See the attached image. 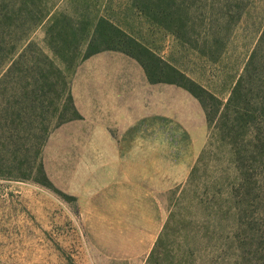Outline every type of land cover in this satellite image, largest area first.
Masks as SVG:
<instances>
[{"label":"rangeland","instance_id":"rangeland-1","mask_svg":"<svg viewBox=\"0 0 264 264\" xmlns=\"http://www.w3.org/2000/svg\"><path fill=\"white\" fill-rule=\"evenodd\" d=\"M50 3L58 9L79 7V13L92 17L113 15L163 58L223 99L264 25V0ZM170 9L190 17L185 30L191 38L188 43L155 20ZM45 31L46 24L40 25L32 38L52 54L44 41ZM215 31L220 34L217 42L212 36ZM208 32L211 35L206 38ZM201 49L218 52L208 56ZM84 50L85 45L76 66L69 70L74 103L84 109L77 108L81 118L54 129L42 150L51 186L33 177L0 176V264H185L186 260L188 264L190 260L192 264H236L237 251H219L217 234L214 240L203 236L209 226L212 235L220 221L225 233L235 223V211L229 208L227 195L217 192L227 193L233 176L228 149L210 138L212 130L199 100L174 83L149 82L135 59L106 50L91 57L104 60L95 68L97 74L121 75L115 81L119 87L115 101L122 111L99 113L96 97L91 98L92 106L85 104L86 88L95 85L89 78L90 68L98 63L88 66V58L81 60ZM104 128L124 153L137 147L168 156L169 170L153 171L147 193L127 192L117 171L102 177L99 184L95 171L83 168L88 149L96 148L85 139L100 138ZM180 181V186H174ZM167 186L174 187L167 190ZM221 207L226 216L215 218ZM161 232L160 252L150 257Z\"/></svg>","mask_w":264,"mask_h":264},{"label":"trees","instance_id":"trees-1","mask_svg":"<svg viewBox=\"0 0 264 264\" xmlns=\"http://www.w3.org/2000/svg\"><path fill=\"white\" fill-rule=\"evenodd\" d=\"M163 14L155 20L170 35L188 43L191 38L185 30L190 17L175 14L173 9ZM90 15L79 13V7L58 9L50 0H0V176L33 177L51 186L43 164L44 145L54 129L81 118L69 70L76 66L83 45L81 60L106 50L119 51L140 63L149 82L174 83L199 100L212 130L210 138L228 149L233 176L227 193L217 192L227 195L229 208L235 211V223L225 233L220 221L212 235L209 226L203 236L214 240L217 234L219 251H237L236 264H264V25L241 74L223 99L163 58L113 15ZM42 24H46L44 41L52 54L32 38ZM212 36L217 42L219 31ZM216 52L200 50L208 56ZM194 172L195 166L191 175ZM223 207L215 218L224 219ZM161 234L150 257L160 252Z\"/></svg>","mask_w":264,"mask_h":264},{"label":"crops","instance_id":"crops-1","mask_svg":"<svg viewBox=\"0 0 264 264\" xmlns=\"http://www.w3.org/2000/svg\"><path fill=\"white\" fill-rule=\"evenodd\" d=\"M101 62H104V60L101 61L99 56L88 57L87 59L86 64L88 66H93L94 63L98 64L90 68V71L93 73L89 78L95 85L93 86L90 84L86 88L85 104H87V106H92L91 98L96 97L97 112H120L122 110L118 109L121 108V105L115 101V99L119 98L117 94L119 92V87L116 86L115 81H119L121 75L109 74L106 72L97 74V69L95 68L97 65H102L100 64ZM76 107L81 111L84 110L83 106L79 104H77ZM110 107H112L113 110H111ZM104 131L105 128L100 132V138H88L85 139V141L83 140L84 142H90V145L96 147L88 149L84 157L87 163L83 164V168L88 172L95 171L97 183L100 184L101 178L108 176L111 171H117L120 174L121 185L123 187L126 186V191L128 192V189H132L134 194L140 196L139 194L147 193L148 189H150L154 170L159 172L169 170L167 163L168 156L165 153L153 154L150 149L145 150L137 147L129 148L127 153H124V151L119 149L116 141L112 138H108ZM87 146H89V144H87ZM154 162L157 163L155 164ZM180 184H182V181L174 186ZM172 187L167 186L166 189L170 190Z\"/></svg>","mask_w":264,"mask_h":264}]
</instances>
